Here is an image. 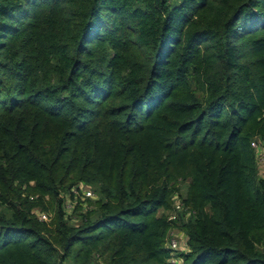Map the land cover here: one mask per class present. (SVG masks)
Here are the masks:
<instances>
[{
	"label": "trees",
	"instance_id": "trees-1",
	"mask_svg": "<svg viewBox=\"0 0 264 264\" xmlns=\"http://www.w3.org/2000/svg\"><path fill=\"white\" fill-rule=\"evenodd\" d=\"M256 138L264 0H0V264H264Z\"/></svg>",
	"mask_w": 264,
	"mask_h": 264
},
{
	"label": "built area",
	"instance_id": "built-area-1",
	"mask_svg": "<svg viewBox=\"0 0 264 264\" xmlns=\"http://www.w3.org/2000/svg\"><path fill=\"white\" fill-rule=\"evenodd\" d=\"M254 148H255V154H256L258 165L260 166L261 169H263L264 168V138L263 139L256 138L255 142H254ZM263 171H264V169H263ZM72 191H73V194L75 195V198L72 201L70 199L67 201L68 212H70V210L75 206L76 203L74 204L73 201L78 196L83 197V198H94V196H95V193L92 189L85 187L83 185L78 186V187H74L72 189ZM175 207H176V209L181 210V209H183V203H177L175 205ZM38 216L43 221H48L50 218L49 214L47 212H43V211H39ZM170 218L174 219V217H170ZM177 245H178L177 241L172 239L170 247H169V249H171V251H172L171 262L180 264V263H183V260L181 257H178L177 255L182 251L177 252V248H178Z\"/></svg>",
	"mask_w": 264,
	"mask_h": 264
},
{
	"label": "rangeland",
	"instance_id": "rangeland-1",
	"mask_svg": "<svg viewBox=\"0 0 264 264\" xmlns=\"http://www.w3.org/2000/svg\"><path fill=\"white\" fill-rule=\"evenodd\" d=\"M260 167V166H259ZM264 169V168H263ZM263 169L260 168V172H261V175L264 176V171ZM91 189V188H90ZM93 190V189H92ZM186 190H187V183H181L180 184V191L178 193L175 194V197H174V204L176 205L177 203H182V198L183 196H185L186 194ZM94 191V190H93ZM95 193V192H94ZM84 199L83 197H80L78 196L74 201L73 203H78L80 200V202H84ZM93 199L94 201L97 200V197H96V194L94 196V198H91ZM72 207V206H71ZM39 212L38 209H36V212ZM37 212V213H38ZM170 217H174V219H178V218H182L184 221L188 220L190 215L189 213L184 209H181V210H178V209H175L171 214H170ZM51 219L49 218V221ZM174 239L175 241H177L178 245H177V252L178 251H183L184 248H185V243L187 242L188 238L187 236L181 231V228H178V227H175L174 229H172L170 232H169V235H168V238H167V242H166V246L169 248L170 247V244H171V240ZM264 251V249H263ZM176 253V252H175Z\"/></svg>",
	"mask_w": 264,
	"mask_h": 264
}]
</instances>
